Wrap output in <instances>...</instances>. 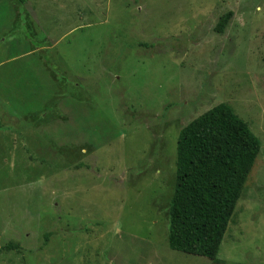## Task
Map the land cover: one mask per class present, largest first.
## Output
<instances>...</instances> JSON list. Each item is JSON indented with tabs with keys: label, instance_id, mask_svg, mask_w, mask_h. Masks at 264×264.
<instances>
[{
	"label": "rangeland",
	"instance_id": "rangeland-1",
	"mask_svg": "<svg viewBox=\"0 0 264 264\" xmlns=\"http://www.w3.org/2000/svg\"><path fill=\"white\" fill-rule=\"evenodd\" d=\"M222 103L261 152L218 259L264 264V0L0 1V264H214L169 211L180 132Z\"/></svg>",
	"mask_w": 264,
	"mask_h": 264
},
{
	"label": "trees",
	"instance_id": "trees-1",
	"mask_svg": "<svg viewBox=\"0 0 264 264\" xmlns=\"http://www.w3.org/2000/svg\"><path fill=\"white\" fill-rule=\"evenodd\" d=\"M233 15L219 20L217 33L225 32ZM260 152V139L225 103L181 130L169 211L173 251L221 263V245Z\"/></svg>",
	"mask_w": 264,
	"mask_h": 264
}]
</instances>
